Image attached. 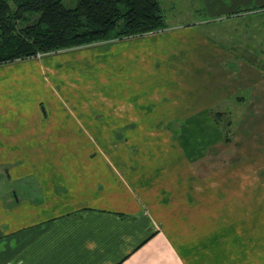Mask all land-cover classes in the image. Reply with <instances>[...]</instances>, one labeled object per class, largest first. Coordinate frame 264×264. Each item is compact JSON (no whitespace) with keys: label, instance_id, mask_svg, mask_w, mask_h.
<instances>
[{"label":"crops","instance_id":"crops-1","mask_svg":"<svg viewBox=\"0 0 264 264\" xmlns=\"http://www.w3.org/2000/svg\"><path fill=\"white\" fill-rule=\"evenodd\" d=\"M203 4L206 53L122 72L107 149L0 133V264H264V0Z\"/></svg>","mask_w":264,"mask_h":264},{"label":"rangeland","instance_id":"rangeland-1","mask_svg":"<svg viewBox=\"0 0 264 264\" xmlns=\"http://www.w3.org/2000/svg\"><path fill=\"white\" fill-rule=\"evenodd\" d=\"M159 1L166 22L161 32L0 64V133L21 132L20 127L29 126L30 131L51 136V149H107L112 144L107 139L113 140V135L122 129L110 124L117 117L106 103L109 93L121 88L122 72H136L133 77L143 79V87L148 88L153 74L147 72L156 70V63L150 60L138 63L139 55L206 53L203 0ZM63 2L72 7L76 0ZM160 39L171 42L161 44ZM161 79L166 86L171 85L168 71ZM14 123L19 125L18 129ZM5 124L12 126L4 127ZM150 130L153 126L144 127L141 135ZM172 130L176 131L174 127ZM57 135L62 136L61 140ZM122 144L115 142L118 148Z\"/></svg>","mask_w":264,"mask_h":264},{"label":"trees","instance_id":"trees-1","mask_svg":"<svg viewBox=\"0 0 264 264\" xmlns=\"http://www.w3.org/2000/svg\"><path fill=\"white\" fill-rule=\"evenodd\" d=\"M164 28L159 0H0V64Z\"/></svg>","mask_w":264,"mask_h":264},{"label":"flooded vegetation","instance_id":"flooded-vegetation-1","mask_svg":"<svg viewBox=\"0 0 264 264\" xmlns=\"http://www.w3.org/2000/svg\"><path fill=\"white\" fill-rule=\"evenodd\" d=\"M224 115H222V118H220V120L222 119V124H225L227 122V118L223 117ZM221 117V116H220Z\"/></svg>","mask_w":264,"mask_h":264}]
</instances>
